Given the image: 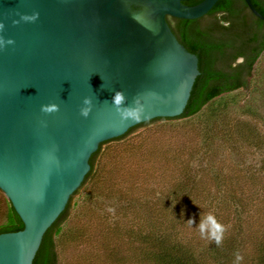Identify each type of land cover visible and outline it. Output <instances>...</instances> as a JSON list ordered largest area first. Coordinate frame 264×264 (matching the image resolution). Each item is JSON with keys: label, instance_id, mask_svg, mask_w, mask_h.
I'll return each mask as SVG.
<instances>
[{"label": "water", "instance_id": "water-1", "mask_svg": "<svg viewBox=\"0 0 264 264\" xmlns=\"http://www.w3.org/2000/svg\"><path fill=\"white\" fill-rule=\"evenodd\" d=\"M219 0H0V194L23 229L0 234V264H32L43 236L90 170L101 143L156 118L180 116L199 75L198 58L167 18L196 20ZM250 13L264 21L251 0ZM39 12L13 26L17 12ZM238 59L237 62H240ZM116 91L144 116L122 122ZM92 100L87 118L83 100ZM56 104L59 111L41 112Z\"/></svg>", "mask_w": 264, "mask_h": 264}, {"label": "rangeland", "instance_id": "rangeland-1", "mask_svg": "<svg viewBox=\"0 0 264 264\" xmlns=\"http://www.w3.org/2000/svg\"><path fill=\"white\" fill-rule=\"evenodd\" d=\"M250 107L264 116V52L246 89L102 146L94 183L73 198L58 264H154L162 247L192 264H234L236 254L264 264V123ZM5 211L0 194V225ZM208 212L230 226L219 247L196 228Z\"/></svg>", "mask_w": 264, "mask_h": 264}, {"label": "trees", "instance_id": "trees-1", "mask_svg": "<svg viewBox=\"0 0 264 264\" xmlns=\"http://www.w3.org/2000/svg\"><path fill=\"white\" fill-rule=\"evenodd\" d=\"M202 0H182L185 5H196ZM256 10L264 16V0H251ZM167 23L180 44L198 58L199 75L193 84L183 113L175 118H156L130 128L123 136L103 142L89 159L90 170L81 186L70 197L64 211L43 236L32 264H58L57 246L63 229L68 230L71 204L80 193L94 183L102 146L123 140L138 128L160 120L190 118L198 114L217 98L248 87L255 72V64L264 52V21L254 17L244 0H219L203 17L196 20H181L168 17ZM241 59V62H237ZM260 82V79L257 80ZM256 92H261L257 91ZM264 123V116L254 108L247 111ZM88 191V197L90 194ZM87 196V195H86ZM5 221L0 225V234L17 232L23 224L10 202L5 198ZM65 230V231H66ZM186 254V253H184ZM179 254L175 249H158L154 264H192L191 257Z\"/></svg>", "mask_w": 264, "mask_h": 264}, {"label": "clouds", "instance_id": "clouds-1", "mask_svg": "<svg viewBox=\"0 0 264 264\" xmlns=\"http://www.w3.org/2000/svg\"><path fill=\"white\" fill-rule=\"evenodd\" d=\"M19 16V20H13L12 25L16 26L21 22L24 23H34L39 18V12H33L31 15H23L19 12L16 13ZM5 29V24L0 22V32H3ZM14 41L12 39H4L0 36V51H3L6 47L14 45ZM112 106L115 109L116 114L119 116L122 122H132L138 123L141 121L144 116V106L141 104L139 98H134L132 101V105L128 106L126 104V97L123 92L116 91L111 100ZM83 105L80 109V115L84 118L89 116V113L92 110V100L90 98H85L83 100ZM59 111V107L56 104L43 105L41 106V112L45 114H52ZM109 211H112L109 209ZM195 221L193 219H189L187 224L192 226ZM228 227L221 222L218 221L216 216L212 212H208L205 214H201L199 224L197 225V229L200 235V238L203 240H207L210 243H215L218 247L223 244L225 239V233L228 231ZM243 260V256L240 254H236L234 264H240Z\"/></svg>", "mask_w": 264, "mask_h": 264}]
</instances>
